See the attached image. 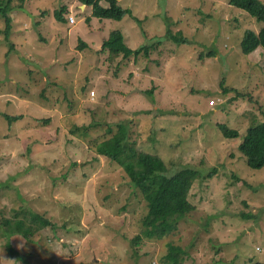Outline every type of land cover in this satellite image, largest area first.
Here are the masks:
<instances>
[{
    "label": "rangeland",
    "instance_id": "374dc122",
    "mask_svg": "<svg viewBox=\"0 0 264 264\" xmlns=\"http://www.w3.org/2000/svg\"><path fill=\"white\" fill-rule=\"evenodd\" d=\"M21 4L8 39L0 14V222L27 210L55 226L32 241L13 236L17 255L0 239V264H161L168 244L185 251L183 264H264V169H249L238 150L251 122L264 123V50L246 56L240 46L263 24L230 0H122L132 13L119 21L75 0ZM62 7L65 22L55 17ZM113 31L132 50L158 47L149 57L108 54L101 43ZM120 124L167 176L201 174L194 211L161 240L135 244L147 203L96 154ZM221 125L239 138L227 140Z\"/></svg>",
    "mask_w": 264,
    "mask_h": 264
},
{
    "label": "trees",
    "instance_id": "16d2710c",
    "mask_svg": "<svg viewBox=\"0 0 264 264\" xmlns=\"http://www.w3.org/2000/svg\"><path fill=\"white\" fill-rule=\"evenodd\" d=\"M28 0H0V14L5 20V35L9 38L12 29L10 11L13 9V2H21L22 6ZM81 5L92 8V16L109 20H122L128 13L129 8L121 7L122 0H75ZM100 3H106L103 7ZM231 6L243 9L262 23V29L256 33L246 30L241 41V51L244 55H250L256 50H264V4L259 0H230ZM66 7L55 11V17L60 22H65L64 12ZM167 39L175 44H189L188 40L181 36L166 33ZM82 46H86L82 43ZM158 45H148L138 50H132L126 44L121 31L111 32L101 43V50L108 54H116L124 59L132 56L137 58L140 55L149 57ZM212 55V54H211ZM210 55V56H211ZM228 92V89H225ZM22 117H6L11 124L21 120ZM91 128V127H90ZM220 131L227 140L239 138L237 131L231 130L226 125L220 126ZM108 137L96 145L98 157L105 158L117 164L129 177L133 186L138 189L147 203L148 214L142 221L141 233L135 238V244L143 240H161L174 233L181 220L194 211V206L189 202V194L193 183L201 178L196 170L183 169L177 173L167 176L163 161L152 155L141 153L135 144L130 142L129 128L120 124L116 130L107 128ZM238 150L246 159V164L253 171L264 169V123L252 121L246 136ZM215 172L210 174L213 178ZM11 218H2L0 222V239L6 240L7 252L10 255H17V252L10 246V239L13 236H20L27 241L39 234L41 231L53 228L55 225L44 217L27 210H11ZM243 219H252L253 216L242 214ZM185 251L176 245L168 244L167 251L161 259V264H183ZM254 264H263L256 262Z\"/></svg>",
    "mask_w": 264,
    "mask_h": 264
},
{
    "label": "built area",
    "instance_id": "2783aa9c",
    "mask_svg": "<svg viewBox=\"0 0 264 264\" xmlns=\"http://www.w3.org/2000/svg\"><path fill=\"white\" fill-rule=\"evenodd\" d=\"M69 22H70V24H73V22H74V18L70 17V18H69Z\"/></svg>",
    "mask_w": 264,
    "mask_h": 264
},
{
    "label": "crops",
    "instance_id": "0c3cea01",
    "mask_svg": "<svg viewBox=\"0 0 264 264\" xmlns=\"http://www.w3.org/2000/svg\"><path fill=\"white\" fill-rule=\"evenodd\" d=\"M84 8V7H83Z\"/></svg>",
    "mask_w": 264,
    "mask_h": 264
}]
</instances>
